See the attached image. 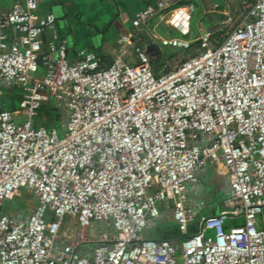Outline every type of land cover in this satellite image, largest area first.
<instances>
[{
    "label": "built area",
    "instance_id": "built-area-1",
    "mask_svg": "<svg viewBox=\"0 0 264 264\" xmlns=\"http://www.w3.org/2000/svg\"><path fill=\"white\" fill-rule=\"evenodd\" d=\"M40 1L0 9V84L22 89L15 108L0 91V264H264V0H246L226 35L220 22L199 27L198 51L159 71L131 32L107 64L87 48L71 59L64 40L45 42L57 16L38 12ZM173 2L137 10L132 26L159 15L182 34L160 43L188 47L195 5ZM49 100L63 136L36 123ZM220 162L229 207L188 233L206 206L192 196L200 173ZM24 190L32 210L4 211ZM66 216L89 237L62 235ZM167 216L183 239L145 234Z\"/></svg>",
    "mask_w": 264,
    "mask_h": 264
},
{
    "label": "rangeland",
    "instance_id": "rangeland-1",
    "mask_svg": "<svg viewBox=\"0 0 264 264\" xmlns=\"http://www.w3.org/2000/svg\"><path fill=\"white\" fill-rule=\"evenodd\" d=\"M72 2L69 9L74 12V9H77L80 14L78 16H74L72 18V26L73 28H90L91 24L97 26H104L107 22L111 21L112 16V6L113 0H70ZM245 1L246 0H194L195 9L191 11V34L188 35L190 42L194 41L197 42L199 37V27L201 29H209L212 25H214V20L209 17L210 12H218L211 10L213 7L214 2L218 3L221 7L220 10H224L226 8V11L224 13H220V15L217 17V23L220 22L222 24V30L220 31L222 34L226 35L231 31V29L241 21L242 17L245 14ZM250 1V0H247ZM234 4V7L231 6L230 3ZM229 3L228 6L226 4ZM50 6L51 2L50 0H44L43 6ZM226 6V7H225ZM233 7V8H232ZM205 9H207L209 12V15L205 14ZM207 13V12H206ZM222 17V18H221ZM93 19V20H92ZM117 22L120 23V20ZM116 25L118 23H115ZM122 25V24H121ZM150 30L155 32L157 35V38H154L151 36V34H146V36H137V40L140 42H144L146 47H148L150 55L152 57V60L155 65L162 64L164 62L169 63L170 67L176 66L180 63V61L189 55H192L197 51V44H195L191 49L188 51H184L183 48L177 47L174 48L176 53L170 57V53L172 52V48H166L161 45L159 37L160 36H171V35H177L182 36L175 30L173 27H171L169 24H166L163 18H157L153 24L150 26ZM89 32V31H88ZM89 34V33H88ZM118 32L115 30V26L112 27L110 33L108 34V37H117ZM166 49L168 51H166ZM159 50L163 51V55L160 56ZM42 70V65L39 67V71ZM8 87V86H7ZM6 91H8L7 88H5ZM13 95L16 97L18 104L20 102V97L22 94V89L16 86H13L12 88ZM48 119H52L53 123L49 124L46 121ZM36 123H44L48 127L56 126L59 132L60 136H63V130L61 127V117L57 115V112L51 110L47 103H44L42 108L39 110V114L36 117ZM210 201L209 199L207 202ZM36 203V197L33 195L32 192L29 190H24L20 196L14 197L12 199H5L3 203V210L6 212H20L22 214H28L33 206ZM205 209L196 216L195 223L200 222V217L205 213ZM168 221H172L170 216L165 217ZM164 218V220H165ZM160 222L157 221L154 223V225H151L149 227V232L151 233H158V230L160 228L169 229L172 227L171 222ZM91 233V228H82L79 226L77 219L75 217H67L63 221V225L61 227V234L67 235L71 234L73 241L77 242L83 238L89 237V234ZM209 234H213L212 231H209ZM176 258L178 261L182 260L181 251H178L176 253Z\"/></svg>",
    "mask_w": 264,
    "mask_h": 264
},
{
    "label": "crops",
    "instance_id": "crops-1",
    "mask_svg": "<svg viewBox=\"0 0 264 264\" xmlns=\"http://www.w3.org/2000/svg\"><path fill=\"white\" fill-rule=\"evenodd\" d=\"M43 2L44 0H41L39 3L38 12L45 13L48 11H52L57 16L55 27L46 31L44 34L45 42L51 39L64 40L68 45V55L71 59L75 57L78 49L87 48L96 51L100 58L107 64L111 62L117 54L120 53V36L123 33L131 32L135 42L139 41L137 40V36H139L140 32H145L147 34L153 33V31L150 30V23L148 25L143 24L139 27L132 26L128 10L120 8L115 1L113 2L111 10L112 16L110 22H107L104 26L91 24L92 29L81 27L76 30L72 26L71 19L74 18V16H78V14L80 13L77 9H74V12L69 9L72 4L70 0H50V6H43ZM11 5L12 0H0L1 10L9 9ZM228 5L229 3L226 4V6ZM205 10L206 12H209L207 9ZM225 11L226 8H224V10H218V12L220 13H224ZM216 13L217 12H210L209 15V17L214 20V24L217 22L218 17ZM157 18H160V16ZM118 20H120V23L117 22ZM115 23L118 24L116 25ZM113 26H115V30L118 32V35L117 37H108V34L110 33ZM174 29L177 30L175 27ZM177 31L179 32V30ZM179 34L181 33L179 32ZM183 36L189 38L187 35ZM139 43L145 45L144 42ZM160 67H157V71L160 70ZM5 88H7L8 91H6ZM12 88L13 86L7 87L0 84L2 102L7 108H15L18 106V101L13 95ZM228 192L229 178L224 164L222 162L218 164L209 163L206 168L200 173L199 188L198 190L192 191V196L193 198L202 197L205 199L206 206L201 210V213L204 209L206 210L204 214L218 213L220 210L227 209L229 207L226 203V199L229 196ZM208 199L210 201L207 202ZM161 221L167 222L168 220L165 218V220L162 219ZM168 222L174 221L172 220ZM263 222L264 221H261L262 224ZM194 224L197 223L194 222ZM148 230L149 228L145 231V234L154 238H160L164 234H167L166 231H168L164 228H160L158 230V233L154 234L149 232ZM210 231L213 232V230Z\"/></svg>",
    "mask_w": 264,
    "mask_h": 264
},
{
    "label": "trees",
    "instance_id": "trees-1",
    "mask_svg": "<svg viewBox=\"0 0 264 264\" xmlns=\"http://www.w3.org/2000/svg\"><path fill=\"white\" fill-rule=\"evenodd\" d=\"M114 1L119 5L120 8H122V9H127L128 12H129V14H130V18H132V17L135 15V13H136L137 10L146 7L149 3H155L157 0H113V2H114ZM192 2H194V0H174L173 4H172L170 7H176V6H180V5H186V4H189V3H192ZM230 4H231V6L234 7V4H233L232 2H231ZM111 5H113V3H112ZM170 7H168L167 9H165V11H168V10L170 9ZM233 7H232V8H233ZM219 8H223V7H221V6L219 5ZM168 13H169V12H168ZM205 14H206V15H209L208 12L205 13ZM216 14H217V16H219V15H220V12H217ZM221 14H222V13H221ZM157 17H159V15H157V16L151 18V19H150L147 23H145V24H146V25H148L149 23L152 24V23L155 21V19H157ZM221 18H222V17H221ZM145 24H144V25H145ZM222 26H223V25H221V28L218 30V32H220V31L222 30ZM177 32H178V31H177ZM146 34H147V33H145V32H140V33H139L140 36H144V37L146 36ZM187 36H188V35H187ZM138 42H140V41H138ZM141 42H142V41H141ZM195 44L198 45V46H197V51H198V48H199V46H200V41H199V40H197V42L192 41V42H190V45H189L188 47H181V48H183L184 51H188V50L191 49ZM163 47H166V48H172V49H173L172 52L170 53V57H172V56L176 53V51L174 50V48H177L176 46H163ZM166 51H168V50L166 49ZM197 51H196V52H197ZM196 52H195V53H196ZM159 53H160V56L164 54L163 51H161V50H159ZM193 54H194V53H193ZM184 59H185V58H184ZM184 59H182V60H184ZM182 60H181V61H182ZM181 61H180V62H181ZM152 64H153V66H154L155 71H157V67H160V64L155 65L154 62H153V60H152ZM46 103H47V105L49 106V108H50L51 110L57 112V115H59V116L61 117V113H59L58 108L55 106V104H54V102H53L52 100H49V101L46 102ZM46 122L49 123V124H52V123H53V120H52V119H48ZM241 222H242V219H241V218H229V219L226 221L225 225H226V227H229L230 225H233V224H239V223H241ZM171 224H172V227L169 228V229H166V230H168V231H166L167 234H164V235L161 236L160 238H162V237H164V238H171V239L174 238V239H177V240H181V239H183L184 235L179 231V229H178L176 223H175V222H171ZM196 226H197V224H194V223H193V224L190 226V229H189L188 233H193V232H195V230H196Z\"/></svg>",
    "mask_w": 264,
    "mask_h": 264
},
{
    "label": "water",
    "instance_id": "water-1",
    "mask_svg": "<svg viewBox=\"0 0 264 264\" xmlns=\"http://www.w3.org/2000/svg\"><path fill=\"white\" fill-rule=\"evenodd\" d=\"M217 25V22L213 25V26H216ZM147 48V51L149 52V49H148V47H146ZM149 54H150V52H149ZM151 56V55H150ZM152 58V57H151Z\"/></svg>",
    "mask_w": 264,
    "mask_h": 264
}]
</instances>
